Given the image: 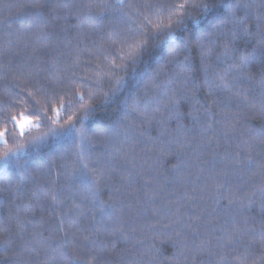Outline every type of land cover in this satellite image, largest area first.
<instances>
[{
  "label": "trees",
  "instance_id": "16d2710c",
  "mask_svg": "<svg viewBox=\"0 0 264 264\" xmlns=\"http://www.w3.org/2000/svg\"><path fill=\"white\" fill-rule=\"evenodd\" d=\"M2 133L0 264H264V0H0Z\"/></svg>",
  "mask_w": 264,
  "mask_h": 264
},
{
  "label": "rangeland",
  "instance_id": "374dc122",
  "mask_svg": "<svg viewBox=\"0 0 264 264\" xmlns=\"http://www.w3.org/2000/svg\"><path fill=\"white\" fill-rule=\"evenodd\" d=\"M17 125H18V130L21 133H24L29 129H35L39 127L38 123L29 119L27 116H23L21 117L20 120H17ZM5 142H6V134L2 133V135H0V145L4 144Z\"/></svg>",
  "mask_w": 264,
  "mask_h": 264
},
{
  "label": "snow or ice",
  "instance_id": "6c2138e0",
  "mask_svg": "<svg viewBox=\"0 0 264 264\" xmlns=\"http://www.w3.org/2000/svg\"><path fill=\"white\" fill-rule=\"evenodd\" d=\"M199 6L204 7L205 9H207V7H208V5H206V4H202V5H199ZM230 15H232V13H230ZM211 27H216V25H211ZM170 37H171V33H170ZM250 59H255V57L252 56V57L245 58V61H244L245 64L248 63V61H249ZM0 135H2V134H0ZM3 163L6 164L7 161H4ZM83 167L86 169V168H87V165H84ZM85 175H87L86 172H85Z\"/></svg>",
  "mask_w": 264,
  "mask_h": 264
}]
</instances>
